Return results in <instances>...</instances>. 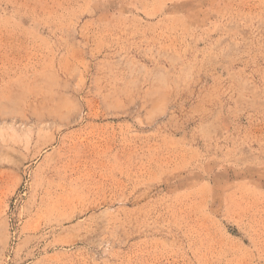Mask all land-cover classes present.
Segmentation results:
<instances>
[{"label":"rangeland","instance_id":"374dc122","mask_svg":"<svg viewBox=\"0 0 264 264\" xmlns=\"http://www.w3.org/2000/svg\"><path fill=\"white\" fill-rule=\"evenodd\" d=\"M0 264H264V0H0Z\"/></svg>","mask_w":264,"mask_h":264}]
</instances>
